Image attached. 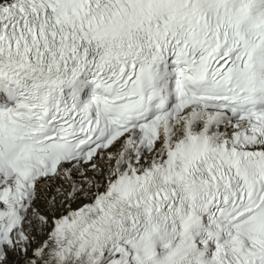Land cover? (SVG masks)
Masks as SVG:
<instances>
[{
    "label": "snow or ice",
    "instance_id": "obj_1",
    "mask_svg": "<svg viewBox=\"0 0 264 264\" xmlns=\"http://www.w3.org/2000/svg\"><path fill=\"white\" fill-rule=\"evenodd\" d=\"M0 264H264V0H0Z\"/></svg>",
    "mask_w": 264,
    "mask_h": 264
}]
</instances>
